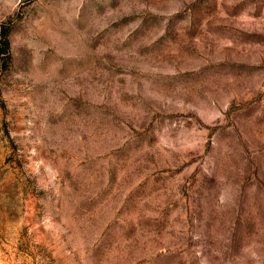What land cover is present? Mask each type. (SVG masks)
<instances>
[{
  "label": "rangeland",
  "instance_id": "1",
  "mask_svg": "<svg viewBox=\"0 0 264 264\" xmlns=\"http://www.w3.org/2000/svg\"><path fill=\"white\" fill-rule=\"evenodd\" d=\"M0 264H264V0H0Z\"/></svg>",
  "mask_w": 264,
  "mask_h": 264
}]
</instances>
